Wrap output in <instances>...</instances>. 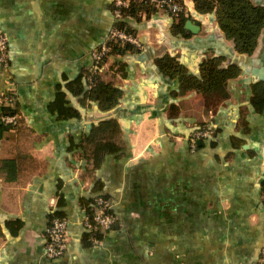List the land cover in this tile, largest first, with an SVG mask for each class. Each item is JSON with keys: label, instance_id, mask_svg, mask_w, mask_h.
Segmentation results:
<instances>
[{"label": "crops", "instance_id": "crops-1", "mask_svg": "<svg viewBox=\"0 0 264 264\" xmlns=\"http://www.w3.org/2000/svg\"><path fill=\"white\" fill-rule=\"evenodd\" d=\"M183 2V25L161 10L124 19L142 48L104 61L103 78L122 89L105 113L96 103L82 107L65 80L89 69L90 52L116 22L110 0H0L9 65L0 92L14 91L19 116L16 127L0 123V264H258L264 107L254 110L252 85L264 82L253 79L263 72L264 28L254 52L240 54L213 12ZM166 55L185 75L200 78L204 62L221 57L219 67L236 64L239 74L206 92L186 90L177 72L158 66ZM60 92L79 117H56ZM108 117L118 121L124 147L94 170L81 139ZM202 125L212 134L191 147L188 137ZM96 176L116 224L95 244L81 220ZM54 213L67 220L68 242L62 256L48 258Z\"/></svg>", "mask_w": 264, "mask_h": 264}, {"label": "trees", "instance_id": "trees-1", "mask_svg": "<svg viewBox=\"0 0 264 264\" xmlns=\"http://www.w3.org/2000/svg\"><path fill=\"white\" fill-rule=\"evenodd\" d=\"M191 1L194 10L197 13L206 14L213 12L215 14L217 25L222 30L224 36L232 41L234 48L238 53L250 56L254 52L259 35L264 28L263 6L256 5L251 0ZM112 8L111 4V12ZM153 10L157 9L147 3L140 1L131 2L127 7L121 9L122 17L120 19L114 18L116 22L113 26L134 33L133 31L125 29L124 19L126 17L140 19L142 14L147 16ZM173 18L174 20L179 19V25H183L185 19L188 17H184L180 14L178 17ZM175 25L176 27H174L177 28L178 24ZM110 45V55H120L123 52L132 49L128 46L119 47L115 43H110ZM221 58L208 59L205 61L200 69V78L185 75L179 70L177 63L167 55L159 60L158 66L164 72L172 70L177 72L180 76L183 89H195L200 92H206L225 84L227 80L234 78L239 74V68L236 64L219 67ZM106 59L107 57H104L103 61H106ZM100 70L92 73L90 69H87L85 72L80 73L75 79L65 80V87L72 94L79 97V103L82 107L90 105V103H96L98 110L106 113L118 104L119 99L122 96V89L115 86L111 81H105ZM252 87V105L255 108L254 110L259 111L264 107V82L255 83ZM54 100L52 108L58 119L65 120L80 116V110L69 105V100L65 98L64 92L58 93ZM13 105L4 106L1 108V111L4 113H13ZM21 136L23 135H19V137ZM123 144L122 132L118 121L115 118L108 117L91 124L88 132L85 133L81 139L80 148L82 149V152L88 156L91 168L96 170L106 155H119L123 150ZM23 159L22 154H20V157L16 156L13 161V167L16 172H14V178L18 177V166L24 165ZM261 185L263 193L264 180ZM102 189L103 181L96 176L91 189L95 194L85 202V205L83 206L85 213L92 215L94 210L99 207L96 203L97 198L104 200V203L109 202L112 204L111 195L107 192H101ZM104 211L112 214L111 207H105ZM54 217H62V215L54 213L50 216L51 219ZM115 224L116 218L109 229L103 230L98 227L91 231L87 230L86 237L91 243H94V241H98L103 233L112 229ZM91 236L93 241L91 240Z\"/></svg>", "mask_w": 264, "mask_h": 264}, {"label": "built area", "instance_id": "built-area-1", "mask_svg": "<svg viewBox=\"0 0 264 264\" xmlns=\"http://www.w3.org/2000/svg\"><path fill=\"white\" fill-rule=\"evenodd\" d=\"M144 2L157 10H161L171 17H178L180 14L189 17V11L183 2V0H110L112 4V14L115 19L122 17L121 9L127 7L131 2ZM110 43H115L119 47L128 46L132 49H141L142 43L139 38L131 32L125 31L118 27H111L108 34L104 37L101 43L96 46L90 52L91 65L90 71L94 73L102 68L104 65V57H109L111 52ZM0 73L4 76H9V65L7 55V37L4 31L0 27ZM7 80V79H6ZM9 80V79H8ZM9 82V81H8ZM7 82V83H8ZM15 101V93L12 90L0 92V123L16 127L19 122V116L13 113H4L1 108L4 106H12ZM212 134V131L206 126L202 125L194 130L188 137V141L191 147L195 146L197 140L205 139ZM264 201V192L261 194ZM96 203L99 205L91 214H83L81 224L86 230H93L101 228L107 230L114 223L115 217L112 214L104 211L105 207L109 208L112 204L109 202L104 203L101 198L96 199ZM68 223L63 217H54L51 219L49 225L45 229V255L48 258H57L62 256L67 249ZM91 240L93 238L91 236ZM96 244L97 241H94ZM258 264H264V247L260 250Z\"/></svg>", "mask_w": 264, "mask_h": 264}, {"label": "water", "instance_id": "water-1", "mask_svg": "<svg viewBox=\"0 0 264 264\" xmlns=\"http://www.w3.org/2000/svg\"><path fill=\"white\" fill-rule=\"evenodd\" d=\"M186 27H188L189 29H193V27L191 26V22L188 20L187 22H186ZM262 73L261 74H259V75H256L255 73H254V80H264V64H263V66H262Z\"/></svg>", "mask_w": 264, "mask_h": 264}]
</instances>
